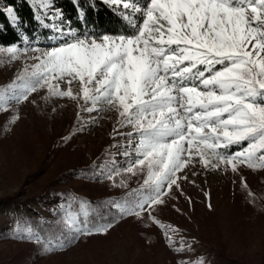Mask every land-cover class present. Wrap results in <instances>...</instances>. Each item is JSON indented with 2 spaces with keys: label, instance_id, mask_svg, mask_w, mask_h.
I'll return each mask as SVG.
<instances>
[{
  "label": "snow or ice",
  "instance_id": "6c2138e0",
  "mask_svg": "<svg viewBox=\"0 0 264 264\" xmlns=\"http://www.w3.org/2000/svg\"><path fill=\"white\" fill-rule=\"evenodd\" d=\"M105 3L122 6L121 18L133 31L97 37L69 30V39L46 51L32 72L0 91V108L26 100L45 85L50 95L82 98L91 104L89 112L102 110L98 105L114 108L121 123L139 137L134 151L142 158L127 171L137 164L148 167V177L134 198L115 204L121 216L139 218L146 206L163 203L161 188L175 185L176 173L196 156L205 167L211 163L210 154L233 171L237 164L264 168V0ZM57 31L64 35L62 29ZM61 82L67 90H61ZM74 82L79 83L75 95ZM233 145L240 150L230 155L217 152ZM65 223L72 240L106 234L112 227L81 226L71 216Z\"/></svg>",
  "mask_w": 264,
  "mask_h": 264
},
{
  "label": "rangeland",
  "instance_id": "374dc122",
  "mask_svg": "<svg viewBox=\"0 0 264 264\" xmlns=\"http://www.w3.org/2000/svg\"><path fill=\"white\" fill-rule=\"evenodd\" d=\"M35 2L45 14L41 26L47 37L37 30L15 53L0 48V91L18 76L32 72L46 51L69 39V30L84 35L73 30L63 16L51 12V0ZM60 87L67 90L69 86L61 82ZM71 88L75 95L79 83L74 82ZM89 107L82 98L50 95L45 85L26 100L9 101L0 108V197L18 194L24 200L48 187L84 191V181L75 176L57 180V176L74 166L97 168L103 158L113 163L118 174L95 192L119 197L144 183L147 164L127 171L138 159L134 148L139 137L133 128L122 124L123 118L111 106L98 105L102 110L91 112L86 110ZM14 117L18 119L12 122ZM209 158L211 163L205 167L194 157L188 167L176 173L175 185L161 188L163 203L146 206L139 218L130 216L106 234L82 237L62 250L0 238V264H199L201 260L203 264H261L264 168L237 164L233 171L231 165L210 154ZM217 163L218 167L211 166ZM62 201L54 195L23 212L56 220ZM202 237L211 245H224L226 252L239 258L224 261L219 252L200 242Z\"/></svg>",
  "mask_w": 264,
  "mask_h": 264
},
{
  "label": "trees",
  "instance_id": "16d2710c",
  "mask_svg": "<svg viewBox=\"0 0 264 264\" xmlns=\"http://www.w3.org/2000/svg\"><path fill=\"white\" fill-rule=\"evenodd\" d=\"M9 9L12 10L11 13ZM121 10L122 6L105 3V0H51V12L67 19L70 27L80 34L91 33L97 36L130 34L133 29L121 18ZM13 15L16 21L13 20ZM43 19H46L45 14L35 0H0V48L14 47L21 50L26 38L33 37L37 30L47 37L46 31L41 26ZM239 150V146L233 145L228 148L222 147L219 152L230 155ZM99 163L101 164H98L97 168L87 165L74 166L57 176V180L75 176L86 183L87 187L84 191L79 187L68 190L48 187L30 194L24 200H20L18 194L0 197V238H16L39 244L45 249L62 250L75 240L90 236L80 235L72 240L73 233L65 223L70 216L76 218L81 226L87 223L89 228L111 224L112 227L109 230L124 219L134 216H121L115 204L132 200L135 192L140 190L144 183L125 190L119 197L95 192L96 187L104 185L103 183L110 179L113 181L118 174V170L108 159L103 158L99 160ZM147 177L148 171L143 181ZM54 195H59L63 200L62 207L55 214L56 220L37 218L36 214L23 212L24 208H30L35 202L41 204ZM200 242L209 249H213L215 253L219 252L221 254L219 257L224 261L230 262L239 258L237 254L231 255L226 252L224 245H211L203 237ZM52 243H55L56 247L50 248L49 245ZM220 246L221 251H219ZM240 258L243 259V256ZM261 258V264H264V254ZM242 263L248 264V261Z\"/></svg>",
  "mask_w": 264,
  "mask_h": 264
}]
</instances>
